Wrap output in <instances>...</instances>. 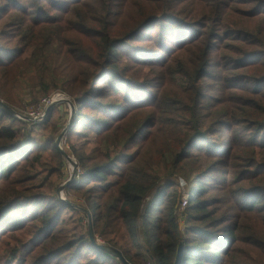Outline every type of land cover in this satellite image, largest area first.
Instances as JSON below:
<instances>
[{"label": "rangeland", "instance_id": "1", "mask_svg": "<svg viewBox=\"0 0 264 264\" xmlns=\"http://www.w3.org/2000/svg\"><path fill=\"white\" fill-rule=\"evenodd\" d=\"M166 1L172 11L141 23L129 44L113 45L118 52L113 75L97 70L103 34L113 38L115 26L129 34L131 22L142 19L145 0H0V65L11 64L19 74L6 84L0 77L6 94L0 101L14 112L0 107V128L17 130L19 152L27 156L19 162L20 171L0 183V264H17V251L26 264L36 262L29 255L43 226L36 219L54 216L56 207L58 218L46 231L61 232L73 249L40 256L41 263L91 264L94 254L88 247L79 254V237L88 241V221L76 207L97 203L99 186L114 184L136 156L158 174L156 193L145 199L144 209L164 205L169 193L178 196L174 217L185 236L182 202L200 187V200L221 224L217 228L235 232L237 254L247 258L239 257L238 263L264 264V37L241 34L264 30V7L257 0H201L206 21L192 24L184 11L191 0ZM208 16L213 19L209 27ZM207 32L210 64L194 90L192 62L199 51L186 48V42ZM57 93L64 101L41 124L22 117L34 118L43 101ZM195 111L206 117L203 130L212 135L194 138ZM68 127L60 143L67 159L56 140ZM183 150L186 156H180ZM79 158L88 166L110 163L112 174L97 181L79 179L84 176ZM79 185L91 197L89 203L75 190ZM66 202L76 211L64 209ZM28 227L33 229L23 234ZM117 241L118 249L137 252L123 232ZM226 246L224 241L222 249ZM105 262L120 264L113 258Z\"/></svg>", "mask_w": 264, "mask_h": 264}, {"label": "trees", "instance_id": "2", "mask_svg": "<svg viewBox=\"0 0 264 264\" xmlns=\"http://www.w3.org/2000/svg\"><path fill=\"white\" fill-rule=\"evenodd\" d=\"M191 1L189 6L184 9L186 11V22L193 24L200 21L203 23L206 21L205 6H203L201 0ZM257 3H261L260 6L264 7V0H257ZM167 4L168 2L166 0H145V2H141V8L143 9L142 19L140 22H131L132 25L129 27L132 30L129 34H120L119 30H117L118 26H115V36L113 38L103 34L102 51H98L99 60L101 62L103 61L101 65L99 64V69H97L99 74L110 72L115 75L118 70L115 59L118 52L113 48V45L121 42L122 44L132 42L134 33L139 30V27L142 28V26L150 24L155 19L161 18L165 15L164 13L167 9L168 11H172V8H167ZM207 10L211 11L210 8H207ZM251 17L255 18L256 16ZM207 19L208 22L206 25L209 27V24L213 23V19L209 16ZM141 23H143L142 26H140ZM110 33L113 34V27ZM241 34L243 36L251 34L253 37L259 38L264 37V30L260 28L254 29L251 33L241 30ZM196 36L186 42L188 44L186 48H196L199 51L195 62H192V68L195 70L193 80L194 90L197 89L195 85H198L203 79V76L200 75L202 73L201 70L210 64L209 49L207 48L209 42L207 40L211 37V34L207 32L195 38ZM205 37L207 38L205 39ZM110 39L114 40L108 42ZM241 42L243 43V41ZM12 63L14 64L16 62ZM13 67L11 64L0 65V77L4 84L10 81L13 76L19 77L18 72H15ZM189 77L190 74L187 75L188 81ZM226 81L230 82L229 79ZM0 97H6L3 86H0ZM191 122L194 127L195 139L212 135L205 134L209 129L203 130L206 117L200 115V112H193ZM16 131L12 127L0 128V183L10 181L12 174L20 171H18V166H20L19 162L27 161V156L19 152L21 146H19L18 132ZM179 154L180 156H186L187 152L183 150ZM183 161H185L184 158L181 160V163ZM110 166V163L99 166L98 164H91L88 166L79 158V167L84 171L82 174L84 176L79 179L103 180L108 176V173L109 175L112 174V169L109 168ZM144 171L152 173V176H146ZM155 171L152 166L143 164L140 157L136 156L134 159H130L125 164V167L119 171L120 174L117 176L114 184L107 188L99 186L102 192L101 198L94 205L87 204V209L84 210L89 212L93 223V233L100 237L103 245L105 243L119 250L129 264H150L151 261L155 262V264H175L177 250L181 243L183 244L182 256L179 264H239V257L242 256H238L237 254L235 245L238 243V240L235 232L228 226L217 228L221 224H218L220 222L209 215L208 210L204 206L205 203L200 200V195L203 191L200 187L196 194H191L192 199L183 208L187 216L185 236L179 234V225L174 217L179 203L178 196H171L169 193L166 195L164 205L154 206L149 204L145 209L143 208L145 199L152 193H156L153 189V181L158 174H155ZM17 179L14 180V185H17L16 183L19 181ZM81 186L75 187V190L85 198V202L89 203L91 197L88 196L85 188ZM159 193L160 196H164L166 192L162 191ZM255 203H260V201H256ZM64 206V209L76 211L67 204H64ZM58 211L59 208L56 207L54 208V216L53 213L52 215L51 213H47L45 216L41 215L36 219L43 226H40L42 228L38 234L39 239L37 241L39 242L29 253L31 256L30 259L36 260L34 264H42L41 262L44 261V258L40 256L59 252L69 253L73 249L70 246L71 244L67 243L61 232H56L53 229L48 232L46 231L51 223L58 218ZM154 215L156 218L152 220ZM12 227H7V229L12 230ZM30 229L33 228L28 227L22 233L25 234ZM15 232L18 231L11 233ZM35 232H38V230ZM121 232L124 233V236L136 248V253H133L131 250L118 249L117 237ZM111 236L113 238L108 239ZM9 237L11 238V236ZM11 239L12 242L19 243L16 237H12ZM83 239L79 237L78 240L79 247H77L79 248V254L84 247H88L94 254V260L91 264H107L105 260L107 258L112 259L109 255L94 248L90 243L89 237L86 242ZM142 240L144 242H141ZM224 241L227 243V246L222 249ZM18 253L19 251L15 253L16 256ZM15 254L13 256V262L18 261L17 264H26L25 260L21 259L23 254L16 258ZM241 259L244 260L247 258L242 257Z\"/></svg>", "mask_w": 264, "mask_h": 264}, {"label": "water", "instance_id": "3", "mask_svg": "<svg viewBox=\"0 0 264 264\" xmlns=\"http://www.w3.org/2000/svg\"><path fill=\"white\" fill-rule=\"evenodd\" d=\"M0 107L3 108L4 110H6L7 112L11 113V114L14 113L13 110H11L8 106H6L5 104H3L1 101H0ZM52 107L53 106L49 107L46 112L47 113L51 112ZM68 129H69V127L66 130H64L62 132V134L56 140V147L58 149V152L62 156H64L65 158H67V159H68L67 155L60 149V143H61L62 137L65 135V133H66V131ZM71 181L72 180H69L67 183L69 184ZM66 204L69 205V206H71V207H75L70 202H66ZM76 208L78 210H80L81 212H83L87 216V221H88V237H89V240H90L91 245L94 248H96V249L104 252L105 254L109 255L110 257L118 260L120 262V264H129L125 260V258L123 257L122 253L119 250H117V249H115L113 247H110V246H106V245H103V244L102 245H99L98 244L97 240L95 239V236H94L92 227H91L92 226V220H91V216H90L89 212L87 210L82 209V208H78V207H76ZM182 245L183 244L181 243L179 245L178 250H177L175 264H179V262H180V259H181V256H182Z\"/></svg>", "mask_w": 264, "mask_h": 264}, {"label": "built area", "instance_id": "4", "mask_svg": "<svg viewBox=\"0 0 264 264\" xmlns=\"http://www.w3.org/2000/svg\"><path fill=\"white\" fill-rule=\"evenodd\" d=\"M64 98L65 96H63L62 94H59V93L54 94L52 97L46 98V100L43 101V103L39 106L38 114L34 118H29V117H32L33 114H31L29 117H25V116H22V117L28 121L27 123H30V124L33 123V124L39 125L44 121V118L47 113L46 112L47 109L51 106H55L57 104L62 103L63 102L62 99ZM187 204H188V201L184 200V202H182V208H185Z\"/></svg>", "mask_w": 264, "mask_h": 264}, {"label": "bare ground", "instance_id": "5", "mask_svg": "<svg viewBox=\"0 0 264 264\" xmlns=\"http://www.w3.org/2000/svg\"><path fill=\"white\" fill-rule=\"evenodd\" d=\"M63 101H64V99H62ZM60 149L65 153V151L63 150V148L61 147V145H60ZM70 161H71V159H70ZM72 164L70 163V166H71ZM71 168V170H72V172H73V167L71 166L70 167ZM71 172V173H72ZM61 195V197H63V193L62 194H60Z\"/></svg>", "mask_w": 264, "mask_h": 264}]
</instances>
